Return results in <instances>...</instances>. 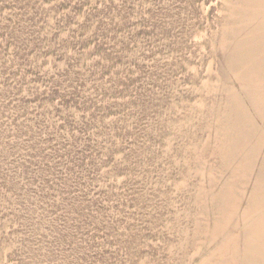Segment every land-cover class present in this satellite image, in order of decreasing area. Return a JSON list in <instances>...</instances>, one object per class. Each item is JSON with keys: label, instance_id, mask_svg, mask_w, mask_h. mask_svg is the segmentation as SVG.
<instances>
[{"label": "rangeland", "instance_id": "rangeland-1", "mask_svg": "<svg viewBox=\"0 0 264 264\" xmlns=\"http://www.w3.org/2000/svg\"><path fill=\"white\" fill-rule=\"evenodd\" d=\"M0 264H264V0H0Z\"/></svg>", "mask_w": 264, "mask_h": 264}]
</instances>
